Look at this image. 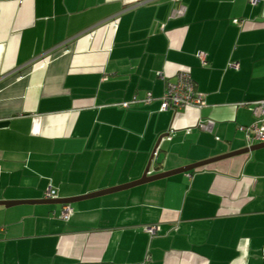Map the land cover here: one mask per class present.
Wrapping results in <instances>:
<instances>
[{"label": "crops", "instance_id": "obj_1", "mask_svg": "<svg viewBox=\"0 0 264 264\" xmlns=\"http://www.w3.org/2000/svg\"><path fill=\"white\" fill-rule=\"evenodd\" d=\"M180 72L204 104L161 111ZM260 100L264 0H0V200L243 149ZM70 205L0 206V264H264V148Z\"/></svg>", "mask_w": 264, "mask_h": 264}, {"label": "built area", "instance_id": "obj_2", "mask_svg": "<svg viewBox=\"0 0 264 264\" xmlns=\"http://www.w3.org/2000/svg\"><path fill=\"white\" fill-rule=\"evenodd\" d=\"M259 0H249L251 4H256ZM201 59L202 64L205 65V60L202 54H198ZM161 76V74H158ZM150 93L145 96V102L151 101ZM134 101L122 103L121 106L128 108ZM204 104V96L195 89V85L186 72H180L176 76L174 82H169L166 84L164 92L160 98V110L166 111L172 110H182L186 108H200ZM250 111L252 112L254 122L248 126L243 127L241 130L245 133L246 141L249 146L254 144H259L264 142V100L254 102L250 106ZM213 125V121L207 120L205 122H200L198 126L209 131ZM57 196L55 192L48 189L45 193V199H56ZM72 214V208L70 204H64L61 207L59 217L67 221ZM143 230L150 236L157 235L160 231L159 226H144Z\"/></svg>", "mask_w": 264, "mask_h": 264}, {"label": "water", "instance_id": "obj_3", "mask_svg": "<svg viewBox=\"0 0 264 264\" xmlns=\"http://www.w3.org/2000/svg\"><path fill=\"white\" fill-rule=\"evenodd\" d=\"M168 135V133L162 134L158 137L156 144L153 148V151L151 153V156L149 158V161L146 165V168L142 174V176L133 182L124 184V185H120L117 187H113V188H109V189H105L102 191H98V192H94V193H90V194H86L83 196H78V197H72V198H58V199H43V200H21V201H6V200H0V206H4L6 208L8 207H12V206H16V205H36V204H49V205H64V204H72L78 201H82V200H87V199H92V198H96V197H100L103 195H107V194H111V193H115L118 191H122V190H126V189H130L139 185H143L149 182H153L156 180H160L169 176H173V175H177V174H182V173H187L190 172L192 170H195L197 168L206 166L210 163L216 162V161H220L223 159H227V158H231V157H235L238 155H242V154H247L249 152L252 151H256L259 149H263L264 148V142L263 143H259V144H254L252 146H248L245 147L243 149L237 150V151H233V152H228L226 154L217 156L215 158L209 159V160H205V161H201L198 163H194L188 166H184L181 168H177L174 170H170V171H166V172H161L152 176H149V172H150V165L152 162V159L154 157V154L156 152V149L160 143V141L166 137Z\"/></svg>", "mask_w": 264, "mask_h": 264}]
</instances>
